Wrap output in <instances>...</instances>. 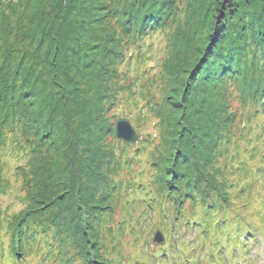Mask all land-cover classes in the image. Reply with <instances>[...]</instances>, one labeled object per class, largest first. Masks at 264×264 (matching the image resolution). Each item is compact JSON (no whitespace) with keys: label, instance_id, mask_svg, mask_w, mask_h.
<instances>
[{"label":"trees","instance_id":"1","mask_svg":"<svg viewBox=\"0 0 264 264\" xmlns=\"http://www.w3.org/2000/svg\"><path fill=\"white\" fill-rule=\"evenodd\" d=\"M41 1L42 6L29 14L25 0H0V74L8 66L17 77L14 85L6 89L1 85L8 72L0 75V112L4 106L0 113V199L10 194L12 177L33 179L35 183L24 211L4 217L8 208L0 205V264H27L31 258L38 264H125L128 257L124 256L118 237L128 232L133 239H146L149 216L128 228L123 221L115 223L114 216L119 206L124 207L125 213L133 214L134 205L143 213L146 211L145 215L159 208L161 223L170 239L167 251L174 250L173 243L178 241L175 233L184 230L200 234L201 245L215 250L216 255L224 257L227 249L240 255L241 248L245 259L251 248L249 239L258 232L219 190L224 186L232 190L234 184L225 177L223 183L218 178L215 184L217 163L214 168L206 163L203 170L190 165L191 171L184 178L182 166L191 156L186 157L187 149L181 147L172 161L174 167L167 168L174 172L167 182V192L161 186V177L154 172L161 164L157 158L147 167L153 178L144 185L136 175L137 166L151 143L145 146L143 140L140 145L129 147L117 142L114 116L103 130L104 113L100 108L92 109L102 102L103 110L118 106L120 94L129 91L130 85L145 74L142 71L129 76V62L123 61L127 53L118 45L121 27L122 32L136 33L144 41L151 39L174 24L181 1ZM212 2L213 21L207 45L191 79L245 81V91L237 95L241 115L234 114V119L241 121L245 116V120L236 131L230 118L220 124L211 111L201 140L212 139L215 145L221 144L225 171L240 183L238 191L247 197L258 194L259 198V193L264 192L257 186L258 182L264 185V127L257 130L254 124L264 113V0ZM16 4L22 8L18 13L20 21L8 27L6 15L14 13ZM108 61L113 63L106 64ZM121 65L126 68L128 85L119 82L117 70ZM67 92L70 110L63 100ZM62 93L64 97L59 98ZM103 134L111 136L113 147L101 145ZM30 137L33 142L27 145ZM54 151L66 155L67 168L72 173L57 183L59 199L50 201L43 179ZM90 158L97 161L95 171L91 165L85 167ZM121 172L128 173L133 181L121 180ZM160 192L164 199L159 198ZM258 214L264 220V197ZM5 235L10 236L8 251L1 247L6 244ZM143 244L146 251L152 250L150 244ZM166 255L154 252L148 260L151 264H164ZM207 256L208 260L214 259L211 253L207 252Z\"/></svg>","mask_w":264,"mask_h":264},{"label":"rangeland","instance_id":"2","mask_svg":"<svg viewBox=\"0 0 264 264\" xmlns=\"http://www.w3.org/2000/svg\"><path fill=\"white\" fill-rule=\"evenodd\" d=\"M180 1V11L174 17V24H171L168 31L157 33L151 39L144 41V38L141 36L138 35V37H136L134 35L136 33L130 31L122 32L121 27L118 32V37L120 39V44L118 45L122 46L123 51L127 53L123 61L129 62L128 67L132 72V74L129 72V76L131 75L132 77L135 73H140L142 71H145V74L134 85H130L129 91L120 94L121 100L118 106L113 108H106L105 106L106 109L103 110L102 107L104 103L102 102L93 106L92 109L99 110L100 108L101 113H104L101 122L103 130L107 128V125L111 122L110 118L114 116V120H128L134 130L141 136V140L132 146L140 145L143 140L145 146L151 143L145 148L146 152L142 154L140 164L137 166L139 172H137L136 175L139 176L138 179H143L144 185H148L149 179L153 178L150 177L152 173H150V169L147 167H149L150 163H154L155 158H157L161 164L159 165V170H155L154 172L161 177V186H163L165 193L167 192V182L171 177L170 175L173 176L174 174L173 171H168L167 168L174 167L172 161L175 160L177 156L175 153L180 152L181 147L187 149L186 157L191 156L190 158H186V164L182 166L185 173L183 176L184 178H186V174L191 171L190 165L194 168L200 166L203 170L204 164L207 163L210 167L214 168L215 163H217L216 168H214L216 173V177L214 178L215 184L218 178L223 183L225 177L229 184L235 185H233L232 190H229L230 186H221L222 188L219 190L224 196L231 199L233 208L238 211L239 214L243 215L250 224L256 227L255 231H257L258 234H255L254 231L251 230L255 236H251L249 239V241H251V248L245 253V259L242 258V252L244 251H241V248L238 249L240 255H233L232 251L228 249L224 257V254L216 255L217 253L215 250H207L206 246L201 245L200 234L186 232L184 230L175 233L178 241L173 243L174 250L171 248L172 250L167 251L170 239L168 234L165 233V227L161 223L158 207L145 215L146 211L143 213L141 208H136V205L132 207L133 210L131 211L133 214L129 212L125 213L124 207L119 206L114 216L115 223L123 221L126 228L134 223H142V221H144V216H149L146 220V225H148L145 230L146 239L144 237L133 239L132 235L128 234V232H126V234L124 232V234H121L122 236L118 237L119 245L121 244L124 256L128 257L125 264H151L148 259L154 252H156L157 255L167 254V259H165L164 264H216L217 262H220L219 264H235L237 261H240L239 264H264V220H261L262 218H259L260 215L258 214L264 192H261V194L259 193V198H257L258 194L254 196L251 194L248 197L241 194L238 191L240 183L233 175L225 171V159L223 149L220 147L221 144L218 143L219 145H215L212 139L207 141L201 140L203 133L206 132L204 125L209 122L208 118L211 117V111L219 118L220 124H222L226 118H230L231 125L235 126V130L237 131L240 129L239 125H242L245 116H243L240 121L238 118L234 119V114L237 112V115H241L240 106L242 105L237 95H240V91H245V81H237L236 83H228V81L224 80L212 82L207 79L192 81V71L197 67V64L200 63V60H202L204 48L207 45V39L213 21V0ZM25 2L29 9V14L34 8L38 9L42 6L41 0H25ZM45 7H43V9H45ZM20 10L22 11V8L20 9L16 4V7L13 8L14 13L6 15V24L8 27H13L20 21L18 17ZM28 13H24L25 17L28 16ZM1 18L0 14V21ZM122 47L119 48L121 53H123ZM131 55L139 56L132 57ZM1 63L2 61L0 59V64ZM111 63L113 62L108 61L106 64ZM13 70L14 69L7 66V69L3 71L2 74L8 72V76L3 78L4 85H1V88L4 87L7 89L14 85V81L17 77L13 74ZM117 71L120 75L119 82L126 83L127 78H125L124 74L126 72L125 66L121 65ZM2 74L0 75L3 77L4 75ZM73 75L74 74H72V76ZM87 78L88 80L90 79L89 77ZM103 78L104 75L100 77V80ZM128 83L129 82L125 85H128ZM88 85H90V82ZM61 96H63V93L59 98ZM68 97L69 92L65 94L63 100L68 110H70L71 107H69ZM3 110L4 106L1 107L0 113H2ZM243 111L245 113L247 112V110ZM6 114H8L7 111L5 112V115ZM254 126L257 127V130L264 127V113L258 117ZM41 138L42 135L39 139L41 140ZM27 139L31 140L30 144L27 145H31L33 138L30 137ZM101 139L102 146L109 145V147H113L111 136L107 135L104 137L103 134ZM106 147L108 148V146ZM117 154V151L112 154L113 160L116 159ZM193 158L197 161H194ZM50 160L51 167L47 171L43 183H45L44 190L49 200L55 201L59 199L60 193V186H57V183L68 179V175L72 173V169L67 168L68 160L66 155L62 154V152L54 151L50 156ZM99 161L102 160L100 159ZM86 165H91L92 169L95 171L97 161L95 158H90L88 163L85 164V167ZM111 167L113 168L114 165L112 164ZM155 173H153V176ZM120 175L123 181L127 179L133 181V178L129 177L128 173L121 172ZM32 181L33 179L20 178V180H18L12 177V190L10 194L1 196L0 199V205L4 207V209L8 208L4 217H11L14 216V214H19L21 210L24 211L26 208L25 203L29 202L31 199L30 191L35 184L32 183ZM185 181L187 180L185 179ZM257 186L259 191H261V188H264V185L260 182H258ZM159 198L164 199V194L160 192ZM120 205H123V203H120ZM188 206L189 205H185L187 208ZM114 207L115 206L112 205V208ZM165 207L168 206L165 205ZM166 210L168 211L167 208ZM115 229L117 228L115 227ZM157 230L162 233L165 244L161 247H151L149 245L152 250L148 252L144 248V244L142 246V243L146 242L149 244ZM2 234L4 235V233ZM242 236L243 238L245 237L244 234H242ZM4 238L6 244L1 247L8 251L10 236L7 237L5 235ZM205 239L208 240L209 236H206ZM132 240L137 242L134 243ZM226 240L225 238L223 240L225 247L227 245ZM234 243L235 246H238V242L235 241ZM206 250L209 254L211 253L214 255L212 261L208 260V256L206 257ZM221 251L225 250L222 249ZM6 264H12V262L8 261ZM27 264H38V261L31 258Z\"/></svg>","mask_w":264,"mask_h":264},{"label":"water","instance_id":"3","mask_svg":"<svg viewBox=\"0 0 264 264\" xmlns=\"http://www.w3.org/2000/svg\"><path fill=\"white\" fill-rule=\"evenodd\" d=\"M116 139L119 142L125 143L127 146H132L141 140V136L134 130L133 126L128 120L117 119L116 120ZM31 140L27 139L26 144H30ZM154 247H160L165 244V239L162 233L157 230L154 237L150 241Z\"/></svg>","mask_w":264,"mask_h":264}]
</instances>
